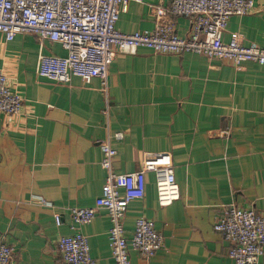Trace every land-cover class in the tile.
<instances>
[{"label": "crops", "instance_id": "crops-1", "mask_svg": "<svg viewBox=\"0 0 264 264\" xmlns=\"http://www.w3.org/2000/svg\"><path fill=\"white\" fill-rule=\"evenodd\" d=\"M158 4L168 9L163 21L189 35V17L172 13L170 0H130L117 26L153 29ZM235 34L264 47V0L229 17L223 40ZM40 51L65 54L56 41L41 46L34 33L11 40L0 35V68L23 98L18 113L0 112V242L13 248L8 264H65L58 238L76 228L88 236L98 264H114L108 210L99 208L82 224L69 210L93 205L101 194L100 141L109 136L118 182L127 172L146 173L144 197L131 200L124 215L126 237L140 216L152 218L164 235L163 247L149 258L130 246L132 264H235L229 242L213 225L233 201L264 212V64L141 46L115 57L104 91L99 77L59 83L40 76ZM117 131L122 138L113 136ZM158 166H172L179 186V197L165 205L158 200Z\"/></svg>", "mask_w": 264, "mask_h": 264}, {"label": "built area", "instance_id": "built-area-1", "mask_svg": "<svg viewBox=\"0 0 264 264\" xmlns=\"http://www.w3.org/2000/svg\"><path fill=\"white\" fill-rule=\"evenodd\" d=\"M129 1L0 0V35L11 40L20 32H30L38 36L41 46L46 39L58 42L65 54L40 51L37 73L59 83H67L75 75L85 82L99 77L104 91L108 89L109 65L115 57L136 53L141 46L158 53L196 52L236 65L245 61L264 64V47L257 42L244 44L238 34L223 40L229 17L251 12L255 0H170L172 13L189 17L191 30L186 36L176 32L174 23L163 21L168 9L161 4L154 6L157 23L153 29L134 32L119 29L118 20ZM22 99L0 68V112L18 113ZM123 135L122 131L113 134L115 138ZM110 137L100 141L104 154L101 165L105 170L101 194L93 205L70 206L69 210L74 222L82 224L90 222L99 208L107 209L112 221L109 244L114 264H132L130 246L149 258L163 247L164 235L152 218L140 216L130 240L126 237L124 215L131 200L144 197L146 173L145 170L127 172L122 182H118L112 167L117 150L111 145ZM155 175L159 203L165 205L177 199L180 193L173 167L158 166ZM36 200L52 206L43 196H37ZM54 218L57 225L62 224L60 212H54ZM213 227L229 242L228 255L235 264L260 263L264 253V212L233 201L223 206ZM57 243L65 264H98L91 255L88 236L80 229L61 235ZM12 257V246L0 242V264H8Z\"/></svg>", "mask_w": 264, "mask_h": 264}]
</instances>
